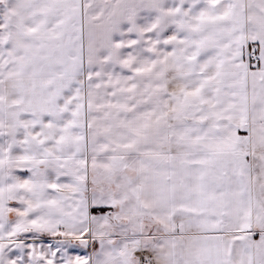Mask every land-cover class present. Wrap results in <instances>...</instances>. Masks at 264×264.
<instances>
[{"label":"snow or ice","instance_id":"1","mask_svg":"<svg viewBox=\"0 0 264 264\" xmlns=\"http://www.w3.org/2000/svg\"><path fill=\"white\" fill-rule=\"evenodd\" d=\"M0 264H264V0H0Z\"/></svg>","mask_w":264,"mask_h":264},{"label":"crops","instance_id":"2","mask_svg":"<svg viewBox=\"0 0 264 264\" xmlns=\"http://www.w3.org/2000/svg\"><path fill=\"white\" fill-rule=\"evenodd\" d=\"M241 134H244L243 132Z\"/></svg>","mask_w":264,"mask_h":264}]
</instances>
